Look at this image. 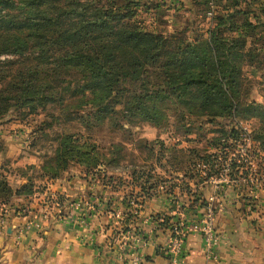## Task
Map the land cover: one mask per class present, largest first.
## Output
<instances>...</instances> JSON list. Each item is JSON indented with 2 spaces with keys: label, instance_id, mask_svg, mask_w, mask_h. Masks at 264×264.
Listing matches in <instances>:
<instances>
[{
  "label": "trees",
  "instance_id": "1",
  "mask_svg": "<svg viewBox=\"0 0 264 264\" xmlns=\"http://www.w3.org/2000/svg\"><path fill=\"white\" fill-rule=\"evenodd\" d=\"M157 7L140 0H0V57L13 56L0 59V114L13 106L34 110L74 102L87 112L75 111L68 119L85 122L87 115L90 124L113 120L119 128L117 119L131 123L134 117L157 126L165 109L177 121L188 116L204 122L226 119L232 126L215 130L219 135L207 142L215 153L190 149L197 162L209 165L204 179L218 176L217 156L224 151L218 147L225 148L230 138L238 140L243 131L233 125L239 120L257 119L251 139L264 151V105L247 102L243 92L242 66L252 53L247 39L241 33L224 36L217 25L192 38L146 29L135 15ZM235 116L240 118L233 122ZM192 122L187 120L185 132L193 130ZM72 136L58 142L55 161L59 158L62 165L53 177L67 168L65 155L79 153ZM238 168L231 165L234 178ZM16 192L0 179V202Z\"/></svg>",
  "mask_w": 264,
  "mask_h": 264
},
{
  "label": "rangeland",
  "instance_id": "2",
  "mask_svg": "<svg viewBox=\"0 0 264 264\" xmlns=\"http://www.w3.org/2000/svg\"><path fill=\"white\" fill-rule=\"evenodd\" d=\"M140 2H146L150 7L158 3L157 8H149L135 15L149 30H162L166 35L192 38L199 33H205L208 27L217 25L224 36L234 37L241 33L247 39L246 48L252 50V53L245 57L246 61L242 66L243 92L247 96V102L254 100L264 105V0ZM227 15H231L229 21L220 19V16L224 19ZM247 21L251 22L252 26L242 29V23ZM12 57L11 54H3L0 59ZM71 103V107L46 104L43 107L37 106L34 110L13 106L0 114V146L4 147L0 152V179L6 180L13 191L20 190V193L13 194L9 201L0 202V209H8L4 212L6 216L9 217L13 212L27 213L25 205L20 206V201H16L17 196H42L43 201L48 204L51 186L68 178L72 179L73 190L83 188L84 194L87 193L94 199L96 196H104L102 193L107 192L104 201L98 198L103 202L105 211L114 207H109L113 198L108 199V196H115V203L119 202L121 205L122 201L126 202L128 196L134 195L137 198L142 192H146L150 185L151 190L147 192L153 195L159 194L158 186L162 185V191L168 194L167 197L172 201L178 198L184 205H193L196 197L187 196L195 188V181H204L205 175L197 171L195 164L199 160L190 149L197 148L203 155L215 153L217 149L209 146L207 142L219 135L215 130H226L232 126L223 118L204 122L205 118L188 116L185 120L177 121L174 113L166 109L157 126L139 117L132 118L131 123L117 119V123L122 124L121 128L112 125L113 120H110L111 123L109 120H94L90 124L91 116L84 115L85 122L77 118H67L70 113L75 117V111L79 114L87 112L84 107ZM237 118L240 116H235L233 122L237 121ZM188 119L193 120V130L185 132ZM233 126L245 133L242 132L238 140L228 139L224 144L225 148L218 147V150L224 151L222 155L218 154L217 160H227L231 165H238L237 175L240 180L231 184L253 190L264 177V151L258 141L251 139L252 129L258 126V121L239 120L238 124ZM66 134L73 135L72 138L76 140L73 143L74 149L79 153L65 155L67 168L53 177L62 165L59 158L55 161L54 152L58 149V142L62 141ZM231 172L230 177L234 178L236 175ZM251 176L254 178L253 182L248 179ZM181 191L186 193V197L182 199L176 196V192ZM122 194L125 195L122 197ZM198 199L202 200L200 204L205 207L208 200ZM82 202L83 205L78 211L84 206L85 201ZM42 214L39 213L41 217ZM35 219L33 217L27 225L35 223ZM121 220L123 221L124 217ZM18 238L19 235L16 236V239Z\"/></svg>",
  "mask_w": 264,
  "mask_h": 264
},
{
  "label": "crops",
  "instance_id": "3",
  "mask_svg": "<svg viewBox=\"0 0 264 264\" xmlns=\"http://www.w3.org/2000/svg\"><path fill=\"white\" fill-rule=\"evenodd\" d=\"M71 181L53 184L48 204L42 196H17L27 213L13 212L8 217L4 213L8 209H0V264H168L167 242L173 228H180L183 218L199 217L205 207L198 198L208 200L213 194L220 234L216 258L205 254L199 233H189L178 264H264V177L253 190L196 180L192 195L187 196L196 197L190 206L178 198L172 201L160 185L159 194L147 192L148 188L137 198L128 196L121 205L115 203V196H108L113 198L109 207L114 206L109 211L100 202L107 192L94 199L83 188L73 190ZM176 196L182 199L186 193L176 192ZM81 197L84 206L76 211L73 203ZM131 198L138 214L133 213ZM33 217L36 222L27 225ZM135 256L140 257L136 263Z\"/></svg>",
  "mask_w": 264,
  "mask_h": 264
},
{
  "label": "built area",
  "instance_id": "4",
  "mask_svg": "<svg viewBox=\"0 0 264 264\" xmlns=\"http://www.w3.org/2000/svg\"><path fill=\"white\" fill-rule=\"evenodd\" d=\"M220 159V157H218ZM217 162L220 164V174L218 176H211L207 180L214 182L215 184L222 183H236L240 180V177L236 178L230 177L231 164L230 161L224 160L223 162ZM198 172H201L206 176V172L209 165L204 162H197L195 164ZM242 177V176H241ZM244 179V178H243ZM253 182L254 178L251 176L248 178ZM235 185V184H233ZM162 189L163 186L160 185ZM216 191V190H215ZM221 191L220 188L217 189V193ZM214 194L208 197V203L205 206L203 213L199 217L183 218L180 222V228H175L174 234L170 237L167 242V250L170 253V261L168 264H178L184 252L185 237L189 233H199L202 237L205 254L210 258H216V248L220 243V234L218 233L215 226L214 217V207H213ZM133 213H138V205L132 199L131 202ZM82 200H77L74 202V210H78L82 207ZM74 213H71V215ZM134 262H138L140 257L135 256Z\"/></svg>",
  "mask_w": 264,
  "mask_h": 264
}]
</instances>
